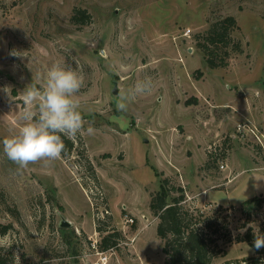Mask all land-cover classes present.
Here are the masks:
<instances>
[{
    "label": "rangeland",
    "instance_id": "obj_1",
    "mask_svg": "<svg viewBox=\"0 0 264 264\" xmlns=\"http://www.w3.org/2000/svg\"><path fill=\"white\" fill-rule=\"evenodd\" d=\"M79 8L86 23L72 19ZM226 15L241 51L211 68L200 34ZM56 64L82 77L83 144L21 169L2 141L26 123L25 89ZM146 76L151 94L118 110ZM166 177L185 207L222 206L212 234L232 238L219 240L214 264L256 255L239 237L264 223V0H0V222L11 226L0 247L14 264H168L150 209ZM112 232L117 245L102 249Z\"/></svg>",
    "mask_w": 264,
    "mask_h": 264
},
{
    "label": "trees",
    "instance_id": "obj_2",
    "mask_svg": "<svg viewBox=\"0 0 264 264\" xmlns=\"http://www.w3.org/2000/svg\"><path fill=\"white\" fill-rule=\"evenodd\" d=\"M72 19L77 23H86L90 19V14L87 10L79 8L72 15ZM236 25V18L226 15L213 20L209 27L200 34L199 47L209 67L227 66L231 54L241 51V44L234 41L232 36ZM81 115L83 114L81 113ZM62 139L66 149L61 156L65 159L69 158L73 150L79 146L78 143L83 144L80 133L74 139L67 137H62ZM85 158L89 171L97 180L93 164L87 156ZM171 189L183 191L181 186L171 188L170 179L163 178L158 191L152 194L150 200V209L159 218L157 233L164 240L163 250L168 256V264H214V257L218 254L215 247H219V240L224 239L225 242H228L232 238L231 233L228 234V230L222 236L212 234L219 231V223L214 213L222 209V206L213 212L201 208H187L183 204L186 199L185 194L182 192L173 196L170 192ZM255 200L254 197L245 199L239 208L240 211H249ZM258 200L261 202L264 200V196ZM10 227V224L0 222V233H6ZM98 227L99 230H102L100 226ZM224 228H227V224H224ZM116 234H120V232H112L104 236L100 247L108 249L116 246L118 243ZM260 234L264 235V223ZM239 239L248 241L256 255L245 258L242 262L241 260L226 261L222 264H264V248L256 250L254 247L255 234L249 230ZM0 264H14L13 252H4V248L0 247Z\"/></svg>",
    "mask_w": 264,
    "mask_h": 264
},
{
    "label": "clouds",
    "instance_id": "obj_3",
    "mask_svg": "<svg viewBox=\"0 0 264 264\" xmlns=\"http://www.w3.org/2000/svg\"><path fill=\"white\" fill-rule=\"evenodd\" d=\"M11 56L19 55L15 50ZM82 77L70 67L53 65L46 73L45 83L41 87L29 85L23 95V102L29 106L21 119L26 123L18 135L5 138L3 152L19 168L44 161L45 166L61 158L66 149L62 137L74 139L83 129V118L79 111L76 95L82 87ZM151 77L137 80L123 93L117 102V109L126 111L128 102L138 96L151 94ZM38 107V114L31 111V106ZM34 116L36 117L34 119ZM88 133L94 130L89 127ZM254 247L264 248V235L255 234Z\"/></svg>",
    "mask_w": 264,
    "mask_h": 264
},
{
    "label": "water",
    "instance_id": "obj_4",
    "mask_svg": "<svg viewBox=\"0 0 264 264\" xmlns=\"http://www.w3.org/2000/svg\"><path fill=\"white\" fill-rule=\"evenodd\" d=\"M62 224L65 225V226H67V225H69V222L67 220H63L62 221Z\"/></svg>",
    "mask_w": 264,
    "mask_h": 264
}]
</instances>
